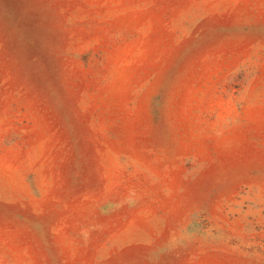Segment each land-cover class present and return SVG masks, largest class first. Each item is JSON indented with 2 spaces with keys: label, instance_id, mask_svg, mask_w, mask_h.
Wrapping results in <instances>:
<instances>
[{
  "label": "rangeland",
  "instance_id": "rangeland-1",
  "mask_svg": "<svg viewBox=\"0 0 264 264\" xmlns=\"http://www.w3.org/2000/svg\"><path fill=\"white\" fill-rule=\"evenodd\" d=\"M0 264H264V0H0Z\"/></svg>",
  "mask_w": 264,
  "mask_h": 264
}]
</instances>
